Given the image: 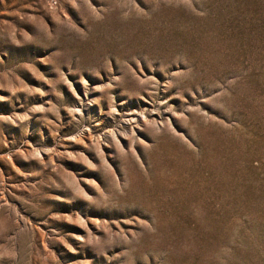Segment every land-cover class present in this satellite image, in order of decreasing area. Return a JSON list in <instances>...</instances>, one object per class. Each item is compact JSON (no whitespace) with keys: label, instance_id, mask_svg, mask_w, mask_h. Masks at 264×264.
<instances>
[{"label":"rangeland","instance_id":"obj_1","mask_svg":"<svg viewBox=\"0 0 264 264\" xmlns=\"http://www.w3.org/2000/svg\"><path fill=\"white\" fill-rule=\"evenodd\" d=\"M0 264H264V0H0Z\"/></svg>","mask_w":264,"mask_h":264}]
</instances>
